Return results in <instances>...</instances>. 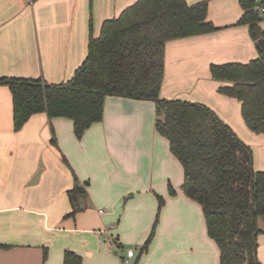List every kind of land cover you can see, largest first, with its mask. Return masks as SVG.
I'll return each instance as SVG.
<instances>
[{"label":"crops","instance_id":"0c3cea01","mask_svg":"<svg viewBox=\"0 0 264 264\" xmlns=\"http://www.w3.org/2000/svg\"><path fill=\"white\" fill-rule=\"evenodd\" d=\"M135 1L0 0V76L70 79L87 57L91 24L98 35L106 18ZM242 13L240 0H209L217 29L167 42L160 95L210 106L252 146L254 167L264 170V133L247 125L241 101L220 91L225 81L211 72L212 63L258 55L248 24L239 23ZM156 116L153 99L109 94L103 119L81 138L71 118L45 111L15 130L12 91L0 83V264H65L67 250L82 264H220L202 205L184 193L183 165L156 129ZM75 174L88 193L84 209L72 214ZM258 227L264 264V216Z\"/></svg>","mask_w":264,"mask_h":264},{"label":"trees","instance_id":"16d2710c","mask_svg":"<svg viewBox=\"0 0 264 264\" xmlns=\"http://www.w3.org/2000/svg\"><path fill=\"white\" fill-rule=\"evenodd\" d=\"M263 2L240 0L239 23L248 24L258 55L211 64L212 76L225 81L220 91L241 101L247 125L258 133H264ZM208 10L209 0H136L106 18L98 35L91 24L87 57L70 79L55 83L42 76L3 75L0 83L12 91L15 130L45 111L50 118H71L79 138L103 119L107 95L155 100L156 129L183 165L184 193L202 205L208 234L220 248V264H263L257 235L258 218L264 216V170L255 169L252 146L207 104L160 95L167 42L217 29ZM87 193L75 174L68 190L72 214L84 209ZM163 204L160 197L159 208ZM158 218L141 251L155 235ZM64 263L82 264V257L67 250Z\"/></svg>","mask_w":264,"mask_h":264},{"label":"built area","instance_id":"2783aa9c","mask_svg":"<svg viewBox=\"0 0 264 264\" xmlns=\"http://www.w3.org/2000/svg\"><path fill=\"white\" fill-rule=\"evenodd\" d=\"M263 3H264V2H263ZM101 210H103V209H101ZM134 252H135V250H134L133 248L129 249V250L127 251V255H126L125 257H123V260H124L125 262H128V261H129V258L134 254Z\"/></svg>","mask_w":264,"mask_h":264},{"label":"water","instance_id":"95a60500","mask_svg":"<svg viewBox=\"0 0 264 264\" xmlns=\"http://www.w3.org/2000/svg\"><path fill=\"white\" fill-rule=\"evenodd\" d=\"M261 17L263 18L264 17V14H261Z\"/></svg>","mask_w":264,"mask_h":264},{"label":"rangeland","instance_id":"374dc122","mask_svg":"<svg viewBox=\"0 0 264 264\" xmlns=\"http://www.w3.org/2000/svg\"><path fill=\"white\" fill-rule=\"evenodd\" d=\"M134 249V248H133ZM122 252V250H120ZM127 251V250H126Z\"/></svg>","mask_w":264,"mask_h":264}]
</instances>
